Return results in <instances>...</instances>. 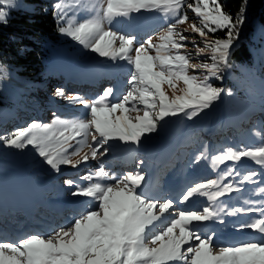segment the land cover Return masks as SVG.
<instances>
[{
	"label": "snow or ice",
	"instance_id": "1",
	"mask_svg": "<svg viewBox=\"0 0 264 264\" xmlns=\"http://www.w3.org/2000/svg\"><path fill=\"white\" fill-rule=\"evenodd\" d=\"M0 5L14 7L15 0H0ZM54 9L58 24H62L61 34L100 57L124 60L132 69L129 88L115 102L111 87L90 103L78 95L67 97L70 103H80L88 110L85 118L55 117L48 124L33 121L8 136H0L8 147L32 146L44 163L56 171L62 165L76 168L89 159H98L107 151L100 149L110 140L139 144L142 138L156 132L165 118L182 113L191 120L210 108L224 90L209 81L221 79L223 71L231 67L230 50L245 20L244 7L233 16L224 10L220 0H72L71 4L58 0ZM186 9L195 17L189 25L191 39L185 34L189 28L177 27L188 23ZM82 10L91 15L78 18L77 13ZM141 11L159 12L168 21L157 35V43L152 37L138 42L133 35L106 27L117 18H130ZM6 15L0 9V22ZM218 31L224 32V38L209 39ZM189 44L197 49L191 55L206 56L207 62L192 64L190 54L184 51ZM179 83L184 86L179 89L181 94L170 97L164 86L175 92ZM56 95L64 97V91L57 89ZM141 105L143 115L132 117V112L141 111ZM84 148L89 151L73 160ZM245 157L264 165V146L227 149L212 157V166L240 162ZM204 158L201 153L196 162ZM233 174L240 175L235 167L227 168L221 179L189 186L180 196V204H192L196 197H206L210 204L202 210L177 212L172 199L159 202L138 191L144 179L142 173L117 176L101 165L81 177L87 183L77 185L72 192L73 196L86 198L78 216L46 237L29 234L18 239L0 238V264H264V209L243 210L258 211L260 217L237 226L239 230L259 233L258 239L219 245L215 232L202 230L207 221L223 223L224 210L217 211L211 204L240 190L233 183H222V179ZM256 175L244 174L240 183L251 182ZM65 183L76 184L71 179ZM241 211L237 208L227 214Z\"/></svg>",
	"mask_w": 264,
	"mask_h": 264
},
{
	"label": "trees",
	"instance_id": "2",
	"mask_svg": "<svg viewBox=\"0 0 264 264\" xmlns=\"http://www.w3.org/2000/svg\"><path fill=\"white\" fill-rule=\"evenodd\" d=\"M57 2L58 0H22L21 4L24 7L11 8L5 20L0 22V136H8L33 121L48 124L55 117L71 120L74 115H80L79 113L84 107L80 103L60 104L47 98L43 108L39 111L46 113V111L53 109L56 115L49 118H41L36 109L30 110L28 107L31 106V101L36 100L35 92L37 93L40 88L43 89L41 91L46 92V97H49L46 86H48L49 80L58 77L60 71L55 59L57 55L55 51L61 50L63 46L59 31L61 24H58L57 16L54 14L56 11L54 5ZM188 2H192V0H188ZM220 3L224 10L233 16H236L241 7H244L245 17L244 23L239 26V36L230 50L231 67L223 71L221 79L212 78L209 81L214 87L224 90L220 98L214 102L218 107H221L217 114H211L207 110V112H201L189 120L181 113L179 120L176 121V116H173L172 120L167 117L159 125L161 129L166 131L171 128L173 122L176 124L171 141L174 147L184 145L179 150L181 159H186L185 166L194 162L201 153H204L205 156L198 162L200 164L199 169L193 168L186 176L183 175V172L179 173L175 169L168 178L171 179L170 181L176 184L187 183L185 185H190L196 179H207L208 177L221 179L225 169L235 167L240 175L233 174L231 177L222 179V183L230 182L239 187V191L229 193L231 197L235 193H241V195L237 196L234 204H231V199L226 200L225 198L221 203L222 207L225 208L237 204L242 211L236 215V219L243 220L242 223H245V217L251 221L259 213L258 211L246 212L243 210L252 209L257 203H255L254 198L255 190L251 187L264 184V165L257 164L245 157L241 158L240 162L226 161L213 168L212 157L222 154L227 149L247 150L264 146V141H258L255 144L252 142L253 138L264 133L261 126L260 128L257 126L260 120L261 125L264 124L263 118L258 112L261 104L253 98V96H258L264 100V0H220ZM186 11L189 20L187 24L177 26L180 30L195 20L191 10L186 9ZM154 20H161L162 22L156 27H148L140 31L135 36L138 42H143L149 37L156 41L157 35L166 28L168 21L162 14ZM150 23L152 22H145L144 26ZM259 24L261 30L257 29ZM224 35L223 31H218L214 37L210 34L209 39L224 38ZM189 38L191 39L192 35ZM201 47H203L202 44ZM184 51L190 54L191 62L194 64L201 61L207 62L206 56L194 60L191 54L195 48L191 44ZM206 51L210 52L211 50ZM189 73L192 74L191 71ZM164 90L169 95L166 85ZM77 95L89 103L95 99L88 95L73 93V96ZM111 99L116 100V98ZM246 106L254 111V115L251 125L244 129L242 120L249 116L245 111ZM59 111L62 116L58 114ZM5 112H15L20 116V119L18 121L14 118L9 119L4 114ZM205 114H211L212 119L204 120L203 115ZM23 117H26V121L21 119ZM213 135H216L214 137L217 140L212 137ZM162 136L163 134L152 135V137L158 138ZM201 143L204 145V149L199 148L196 153L193 151L188 154L186 151L188 149L187 144L196 148V144L201 146ZM85 149L87 152L89 151L88 148ZM81 154L72 157V159L79 160L84 155ZM17 168L27 171L28 180L35 179L36 182H39L46 172L56 173V170L44 163L43 158L39 157L32 146L17 149L8 147L0 141V172L2 174L8 173L12 171L11 169ZM69 168L71 166L62 165L60 172L65 174L68 172L65 170ZM251 168L253 169L252 172L257 173L253 177L257 180L241 184L242 176L250 173L247 171H250ZM151 169H153L152 164ZM89 172L92 171H87V173Z\"/></svg>",
	"mask_w": 264,
	"mask_h": 264
},
{
	"label": "rangeland",
	"instance_id": "3",
	"mask_svg": "<svg viewBox=\"0 0 264 264\" xmlns=\"http://www.w3.org/2000/svg\"><path fill=\"white\" fill-rule=\"evenodd\" d=\"M67 3L71 4L72 0H66ZM22 0H15V6L14 7H8L6 5H0V9L4 10L7 15L9 13V10L11 8H17L19 6H23ZM72 13L69 12V15ZM159 12H148V11H141L140 13H133L130 18H117L116 20L113 21L111 25H106V27H110L114 31H124V28L126 31H129L131 29V32L138 31V27L143 25L145 22H148L149 20L152 21L154 18H159L160 17ZM6 15V16H7ZM85 15H91V13H87L85 11H80L77 13L78 18H82ZM143 22V23H141ZM162 21L157 20L153 21V23L149 24V28L151 27H156L157 24L161 23ZM62 26V24H61ZM145 28V27H142ZM189 28V26L184 27ZM146 29V28H145ZM181 29V30H183ZM258 30H261V25L259 24L257 27ZM144 30V29H141ZM122 34V33H121ZM186 35L191 36V30L189 28V32L185 33ZM60 40L64 41L63 46H62V51L63 53L57 49L55 52H57L56 55V61L60 65V70L62 76H60L61 80L58 81H51L52 83L49 84V97H46L47 95L45 94L46 92L44 91H39L35 93L36 95V100L31 101L30 105L28 106L30 110H35V109H41L43 108V104L45 101H47V98L49 100H54L58 101L60 104H64L67 102L69 105L70 102L68 101L67 97H72V93H78L82 94L83 92L90 94L94 96L97 92H103L105 89L111 87L113 88L114 92H120L121 95L125 94L127 89L129 88L128 80L130 78V72H131V66L124 60H111L106 57H100L98 54L90 51L89 49L84 48L82 45L78 44L76 41L72 40L71 37H68L66 35L61 34L60 32ZM197 51L195 48V51L192 52L194 54ZM155 53L153 52V55ZM194 60H197L198 58H195L193 56ZM71 59L76 60V66H73L70 64ZM122 63V65H119ZM86 64V65H85ZM192 64H194L192 62ZM120 66L124 68V71L120 70ZM117 67V68H116ZM116 68V69H115ZM85 69V70H84ZM115 69L116 72L111 73L112 76H110L107 72L109 70ZM79 70H84L82 73H77ZM191 71V69L189 70ZM62 77V78H61ZM167 86V85H166ZM168 87V86H167ZM183 84L179 83L178 88L175 90V92L168 88L169 91V96L175 95H180V88H183ZM97 88V90H96ZM42 88H40L41 90ZM57 89H62L64 91V97L57 96L54 94ZM257 100L260 101L258 97H256ZM262 104H264V101H260ZM216 109H214V107ZM208 109H205L203 112L211 111V114H217L219 108H217V105L213 104ZM141 111L139 113L137 112H132L131 116L135 117L136 115H143V106L141 105ZM53 109H50L47 111L45 114L41 113L40 116L41 118L50 117ZM85 109H82V112H80V115H74V119H78L80 116V119H83L85 117ZM246 112L248 113V117H244L242 122L244 123L243 128L247 129L248 126L251 125L252 123V116L254 115V111H251L250 108H247ZM259 113H263L262 110L259 111ZM4 114L7 115L9 119L14 118L15 120H19L20 116L15 113V112H5ZM119 115V113H116ZM211 114H205L203 115L204 120H210ZM169 119H172L173 116L168 117ZM22 120L26 121V117L21 118ZM258 126H260V123H257ZM261 130L264 131V124L261 125ZM164 129L160 128V125H158L157 131L153 133L155 136L156 134L164 135L161 138L158 137H151V135L142 138L141 142L139 144H134L131 142H123L120 140H110L107 144H105L100 150L104 151V149H107V151L104 153L103 156H99L98 159L92 160L89 159L84 166V174L87 169L89 170H96L98 167L101 165L104 167L105 171L109 172L110 174H115L117 176H120L121 174H126L128 172H140L142 173L144 179L141 183L140 188L138 191L142 192L145 196L150 197L155 194V191L158 189H162L161 185H159V182L161 180L165 179L167 176V171L171 170L173 167H177L180 170L184 168V164L186 163V159L184 161H180V156L175 158L165 157L164 156L173 149L171 146V136H172V131L169 133L167 130L164 132ZM215 133V130H214ZM217 135V134H216ZM214 135V136H216ZM263 139V134L260 135V137H256L252 139V142H257L259 139ZM196 140H198L196 138ZM89 142H91V138L89 137ZM201 146L196 144V148L193 146L190 147L188 146L186 151L196 153L199 148L204 149V145L202 143L200 144ZM183 147L184 145L181 144ZM187 146V145H186ZM207 147V146H206ZM87 149H83V152H86ZM158 150V160L155 159L154 153ZM193 150V151H192ZM195 156V155H194ZM196 158V157H195ZM101 160V162H100ZM99 161V162H98ZM151 163L154 166H156V172L157 175L156 177L154 175H149L148 174V164ZM192 164V162H190ZM200 164L196 162V159L193 162V165H190L186 168V171L184 174L189 173L188 171L190 168H200ZM79 167V166H78ZM77 168V167H76ZM180 173V171L178 170ZM28 172L24 171L22 169H12L11 172L8 173H1L0 172V193H7V197L3 196L2 198L8 201V203H11L12 199H14L17 195L20 194V191L24 193H31L30 191L38 188V186H42L44 184L38 183L35 181V179H32L31 181L28 180ZM81 177H83L82 172H78L76 169L71 171V173L67 175H63L60 170L56 171V174L53 175L52 173H47V176H45V180L47 181L46 189L48 191L46 196L50 195L52 196L53 190L60 192L62 196L57 195V197L54 195L53 200L50 201V204L48 202H44L43 198L46 197L44 196L43 198L35 201L36 207H39L44 214H49L54 223L53 226L55 227V230L57 229L56 227L60 225H67L70 221L73 220L74 217L78 216L82 211H83V201L86 199L84 197L76 198V196L72 195V192L74 191L73 188H71L68 184L65 183V180L68 178H72L73 180H77L79 186H84L87 182L82 180ZM43 179L41 177L40 181ZM205 179H199L198 181L194 180L195 182H203ZM54 187H53V186ZM164 185H169L165 184ZM170 185L173 186L172 183ZM43 187V186H42ZM44 188V187H43ZM172 190H167V194H172ZM40 194L37 193L36 196ZM55 194V193H54ZM181 195V194H180ZM238 194H236L237 196ZM34 197V196H33ZM18 198V197H17ZM199 198V197H196ZM196 198H193V203L192 204H180L179 199L174 200V208L178 212L179 210L182 209H189V210H202L203 207L209 206L210 202L207 200L206 197H200L201 200L197 201ZM230 197H228L229 199ZM19 200L20 197L18 198ZM167 198L164 197L160 199L159 202H164ZM46 200V199H45ZM263 200V205H264V198L260 199ZM220 199L216 201L215 203L211 204L213 208H215L217 211L221 209ZM233 200H231V203ZM7 203V204H8ZM34 201L33 202H26L25 205L27 206H34ZM25 207V206H24ZM233 210H229L228 213L233 212ZM71 212L74 213V217L71 214ZM4 214V213H3ZM224 214H221V219L223 220V223L220 222V220H210L205 222L202 225V230L205 232H215L216 237L215 242L219 245H228V240H232L233 243H239L243 240H253V239H258L259 236L255 235L256 232L253 230H239L237 228L240 223H235L236 220L234 219V215H229L226 217V219L223 217ZM72 217V218H71ZM8 220V223L3 228H0V233L4 232H10L13 230L14 232L16 230H22L23 232H17L13 233L11 235H6V236H0V238H14L18 239L22 235H29V234H41V231L39 228H36L35 225L29 224V223H23V224H18L15 223L16 220L14 218H7L4 219L2 212H0V222ZM50 222V221H48ZM66 222V223H65ZM14 224H18L14 227ZM61 227V226H60ZM45 234V237L50 234L47 232L46 229H43ZM221 242V240H223ZM227 240V241H226ZM218 250V249H217Z\"/></svg>",
	"mask_w": 264,
	"mask_h": 264
},
{
	"label": "bare ground",
	"instance_id": "4",
	"mask_svg": "<svg viewBox=\"0 0 264 264\" xmlns=\"http://www.w3.org/2000/svg\"><path fill=\"white\" fill-rule=\"evenodd\" d=\"M61 227L65 226V225H60ZM57 228V227H56ZM60 228V227H59ZM59 228H57L56 230H58ZM44 231H41V234L43 233ZM44 234V233H43ZM24 236H27V235H22L21 237H24ZM20 237V238H21Z\"/></svg>",
	"mask_w": 264,
	"mask_h": 264
}]
</instances>
